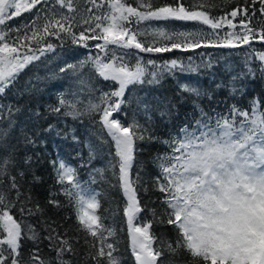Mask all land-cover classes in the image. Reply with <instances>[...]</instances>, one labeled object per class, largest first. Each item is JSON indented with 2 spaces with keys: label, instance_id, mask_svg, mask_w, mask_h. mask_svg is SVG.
Segmentation results:
<instances>
[{
  "label": "snow or ice",
  "instance_id": "snow-or-ice-1",
  "mask_svg": "<svg viewBox=\"0 0 264 264\" xmlns=\"http://www.w3.org/2000/svg\"><path fill=\"white\" fill-rule=\"evenodd\" d=\"M25 13H32L30 22L16 27L8 23ZM159 22H192L193 28L154 26ZM52 37L85 48L95 42L92 46L99 50L59 69L76 77L77 91L69 93L72 99L61 94L51 111L64 109L73 119L89 117L96 126V147L103 149L109 141L114 145L116 163L109 167L125 198L122 211L135 264H169L165 254L175 256L180 250L190 257L186 264H264V101L254 99L243 109L230 105L225 112L205 111L193 101L192 119L163 141L167 151L155 157L158 175L153 182L164 208L159 218L150 209L152 219L147 220L141 218L145 207L140 198L147 189L139 172L133 178L132 169L137 142L158 138L135 118H121L130 86L158 83L164 70L185 69L179 59L158 66L139 53L248 46L247 55L264 67V51L252 47L254 41L264 42V0H0V97L26 67L55 50ZM133 55L134 64L128 59ZM187 68L193 70L191 64ZM251 73L253 68L247 67L238 75ZM93 75L114 84L109 91L98 89ZM181 87L197 99L206 95L187 84ZM15 126L13 106L0 104V264H81L65 258L77 255L79 238L58 232L47 221L42 229L48 231L55 256L40 253V233L26 217L44 210L39 204L27 208L29 197L21 199L17 176L24 173L10 145ZM52 164L74 207L78 231L85 233L84 264H124L114 217L106 224L108 217L98 214L101 193L91 187L95 176L84 182L65 160ZM95 172L103 176V170ZM49 203L60 207L58 200ZM154 223L172 226L177 239L156 237ZM26 240L37 245L27 255L22 251Z\"/></svg>",
  "mask_w": 264,
  "mask_h": 264
},
{
  "label": "trees",
  "instance_id": "trees-1",
  "mask_svg": "<svg viewBox=\"0 0 264 264\" xmlns=\"http://www.w3.org/2000/svg\"><path fill=\"white\" fill-rule=\"evenodd\" d=\"M79 2L82 4L83 0ZM32 18V13H25L8 23L16 27L30 22ZM154 26L169 30H189L193 28V23L159 22ZM49 42L56 45L55 50L26 67L19 74L15 84L0 97V104L12 105L14 109L16 126L10 145L18 161V170L24 173L22 177L17 176L23 193L21 199L29 197L30 202L25 205L27 208L34 209L35 205L39 204L44 210L43 214L26 217L27 222L35 225L40 233L38 247L42 256H55V252L49 248L48 231L42 229L43 223L47 221L58 232H67L68 236L79 238V242L74 244L77 255L65 258L79 260L84 264L88 251L84 245L85 233L78 231L74 207L61 191V185L57 183L56 169L52 164L54 160L63 159L77 168L82 181H90V177L95 176V183H92L91 187L101 193V208L98 214L108 217L104 221L106 224H111L114 217L118 229V248L123 262L135 264L122 211L125 198L113 170L109 167L110 162L116 163L114 145L109 141V145L103 149L96 147V126L89 117L73 119L72 116L63 114L64 109L59 114L51 111L52 107L57 106L61 94H65L67 99H72L69 93L77 91L76 77L71 72L61 73L59 69L65 64H76L88 55H97L99 50L92 46L95 42H89L88 48L75 44L68 38L61 41L52 37ZM252 47L264 51V42L254 41ZM249 52L248 46L235 49L202 46L197 49L173 50L169 53H139L145 60H156L158 66L171 59H179L185 65L183 71L179 68L172 72L164 70L158 83L145 82L130 86L125 94L129 103L123 106L121 118L129 121L135 118L158 138L137 142L138 151L132 172L133 178L139 172L147 189L146 192L140 193L141 202L145 207L141 214L142 219H152L150 209H156L158 218L163 212L162 197L153 182V178L158 175L155 157L167 151L163 141L192 119L193 101L205 111L212 108L221 112L227 111L230 105L243 109L248 108L254 99L264 101V67L260 66L259 60L249 57ZM128 59L134 64L136 57L133 55ZM189 64L193 70L187 68ZM247 67H252L253 73L238 75L242 71L246 72ZM92 80L96 88L104 91H109L114 84L95 75ZM185 84L199 88L206 95L197 99L183 90L181 86ZM99 94L95 93L96 96ZM73 136L77 139L74 140ZM109 147L112 154L109 153ZM95 170H103V176ZM49 200H58L60 207L50 204ZM16 215L19 219V214ZM152 231L159 239L172 242L177 239L176 230L166 223H154ZM34 246L37 245L33 241H24L23 253L27 255ZM165 259L169 264H186L190 257L180 250L175 256L166 253Z\"/></svg>",
  "mask_w": 264,
  "mask_h": 264
}]
</instances>
